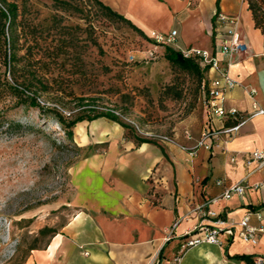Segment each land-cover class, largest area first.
I'll return each instance as SVG.
<instances>
[{
	"label": "crops",
	"instance_id": "1",
	"mask_svg": "<svg viewBox=\"0 0 264 264\" xmlns=\"http://www.w3.org/2000/svg\"><path fill=\"white\" fill-rule=\"evenodd\" d=\"M124 16L150 38L151 32L174 30L177 50L211 51L235 85L222 98V106L235 116L209 119L201 100L199 123L176 134L173 142L137 144L123 138L114 122L98 118L79 123L74 133L79 145L107 143L102 151L77 160L70 168L73 216L52 237L46 250L34 254L36 264H253L264 256V167L246 164L255 149H264V35L255 28L246 0H99ZM218 14L236 17L244 50L219 53L227 24ZM215 15V16H214ZM214 16V36L211 18ZM162 48V46H154ZM208 70L205 80L218 78ZM235 124L225 125V121ZM236 129L226 132V129ZM97 137L90 143L86 129ZM212 131L198 145L204 130ZM189 133L185 136L184 132ZM220 181L221 184H217ZM241 184L243 194L222 198L225 189ZM216 213L204 216L198 206ZM262 229L255 245L238 237V223ZM233 226L235 236L220 233L219 243L201 242L182 249L201 235L202 223Z\"/></svg>",
	"mask_w": 264,
	"mask_h": 264
},
{
	"label": "rangeland",
	"instance_id": "2",
	"mask_svg": "<svg viewBox=\"0 0 264 264\" xmlns=\"http://www.w3.org/2000/svg\"><path fill=\"white\" fill-rule=\"evenodd\" d=\"M250 1L264 31V0ZM7 2L17 4L21 27L8 66L0 42V264H36L34 254L46 250L76 210L70 168L107 146L91 143L97 137L88 128L91 144L80 146L77 124L112 112L125 126L116 123L124 139L159 144L158 137L199 123L201 96L199 81L165 60L164 44L104 16L92 0ZM15 79L33 82L28 95L36 94L39 107L5 89ZM74 120L68 139L65 123Z\"/></svg>",
	"mask_w": 264,
	"mask_h": 264
},
{
	"label": "built area",
	"instance_id": "3",
	"mask_svg": "<svg viewBox=\"0 0 264 264\" xmlns=\"http://www.w3.org/2000/svg\"><path fill=\"white\" fill-rule=\"evenodd\" d=\"M218 19L227 24V29L224 32L222 37H219L220 42L216 44L219 53L225 55H232L244 50V43L240 36V33L237 30V19L236 17H227L222 14H218ZM176 32L174 30L170 31L167 34H160L156 32H151L150 38L156 44L172 45L175 41ZM183 57H195L198 59L199 64L202 68H207L208 70H216L219 73L218 78H215L209 82H206L202 86V103L205 105L208 111L209 119L214 118H227L232 117L236 114L234 109L226 111L221 102L224 93L231 89L235 82L228 76L225 68L220 66L218 58L209 50L197 49V48H188L180 50ZM236 127L226 129V132L232 131ZM212 131L204 130L201 133L200 140L198 145H205L204 141L209 138ZM185 136H188L187 131L184 132ZM161 142H173L172 138L167 136L158 137ZM246 164H256L257 168L264 167V149H255L250 154L246 160ZM217 184H221L220 181H217ZM245 187L241 184L233 185L224 190L222 198H229L232 193L243 194ZM215 199L204 202L202 205L198 206V210L202 211L204 216H215L216 213L210 209H206L209 203H214ZM220 223L219 220L214 222V225L207 226L205 224H198L194 230L201 232V235L195 238L188 239L181 247L185 249L187 247L193 246L197 243L208 242V243H219L218 236L220 233L231 236H235L233 226H227L220 228L217 226ZM241 230L238 233V237L249 244L255 245L257 243V233L262 232V229H256L248 225V216H245L239 223ZM150 264H158L157 258L153 260ZM253 264H264V256H257Z\"/></svg>",
	"mask_w": 264,
	"mask_h": 264
},
{
	"label": "trees",
	"instance_id": "4",
	"mask_svg": "<svg viewBox=\"0 0 264 264\" xmlns=\"http://www.w3.org/2000/svg\"><path fill=\"white\" fill-rule=\"evenodd\" d=\"M95 5L98 7L100 12L110 18L114 19L116 21L122 22L126 25H128L133 31H135L138 35H140L143 38H147L146 35L138 29L136 26H134L128 19H126L124 16L118 14L117 12L113 11L110 7L104 5L99 0H92ZM248 4V10H250L252 14V19L254 21L255 28H258L261 30L262 34L264 35V31L262 30V23L263 18L258 16V7H255L254 4L250 0H246ZM215 8H216V14L218 12V4L219 0H215L214 2ZM20 15L18 11V6L14 2H7V0H0V42L7 48L3 49V63L8 66L12 61H15V42H16V32L17 27H21V20L18 21V16ZM215 16V15H214ZM214 16L211 18V37L214 36ZM23 30V28H22ZM164 58L166 61H168L173 67L181 70L182 72H185L186 74L192 75L199 81V90H200V96L202 98V86L205 85L206 80L204 78V74L207 72V68H202L199 64V61L195 57H188L185 58L181 54L180 50L174 49L168 45L164 46ZM31 79L33 77L31 76ZM33 85V82L29 79H26L25 81L18 82L16 79L13 81L12 84L5 81V89L12 92L14 95H16L20 100L31 106V107H39L35 96L36 94L28 95L30 86ZM39 87L41 89H44L39 84ZM172 87H167L164 92L168 93V91H171ZM235 116V115H234ZM106 118L110 121H113L115 123H118L122 127H125L121 123H119L117 117L112 113H98L94 115L92 118H87L88 121L96 119V118ZM60 122L64 124V121H62L59 118ZM77 122V120L70 121L68 123H65L64 128V134L68 139H71L72 137V130L71 128L74 126V124ZM237 122V119H233L232 122L225 121V125L228 126L230 124H235ZM134 142L137 144L149 142L145 139H140L137 137H133Z\"/></svg>",
	"mask_w": 264,
	"mask_h": 264
}]
</instances>
